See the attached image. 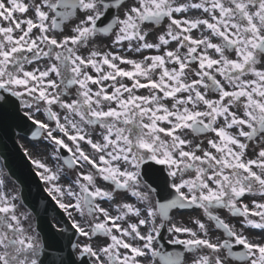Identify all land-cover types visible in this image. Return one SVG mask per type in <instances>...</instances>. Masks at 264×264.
<instances>
[{
	"label": "flooded vegetation",
	"instance_id": "1",
	"mask_svg": "<svg viewBox=\"0 0 264 264\" xmlns=\"http://www.w3.org/2000/svg\"><path fill=\"white\" fill-rule=\"evenodd\" d=\"M62 1L0 0V80L15 83L25 108L31 105L26 83L32 57L39 55L47 43L41 36L74 34L87 29L95 31L93 25L97 17L107 9L102 0H67L65 6ZM56 8L59 17L67 20L62 23V31L56 28ZM161 8L168 10L166 28L161 27L164 21L156 17ZM115 15L117 23L112 36L134 35L140 44L141 35H144L146 40L159 46L160 31L166 32L171 83L173 90L178 92L180 111L188 113L205 108L213 113H224L230 102L239 110L241 125L235 128L239 132L236 140L247 143L264 140L263 135L255 133L259 129L264 132V58L261 60L257 56V53L264 56V52L256 41L259 35H264V0H127L118 7ZM34 24H38V28H34ZM225 33L232 34L231 40L224 36ZM32 36L38 37L33 39ZM131 37L128 39L136 40ZM128 39L120 37L119 47L133 46L126 42ZM57 58H62V53H57ZM257 58L260 65L256 69L252 62ZM213 61L218 62L214 67ZM141 67L145 68V65L141 64ZM140 73L146 72L141 69ZM192 81H200V84L192 87ZM131 93L135 94L134 91ZM141 105L139 102L138 107ZM117 107L121 108L122 115L128 110L122 101ZM213 125L217 130L226 129L228 120L216 118ZM251 131L254 132L250 136L244 133ZM144 157V154L139 156L140 159ZM220 204L219 209L225 217V212L236 206L225 199ZM160 215L156 208L153 216L156 221L163 222ZM188 217L191 222L192 215ZM196 218L199 225L204 220L207 222V209ZM9 222L0 220V264H12L10 257L15 256L9 239L15 236L17 229ZM219 232L215 239L223 252L224 235ZM134 236L137 242L141 241L143 231ZM212 257L214 259L206 260L205 256L190 255L182 264L186 261L188 264L238 262L230 256V260L219 258L215 253ZM157 261L162 264L158 258Z\"/></svg>",
	"mask_w": 264,
	"mask_h": 264
},
{
	"label": "water",
	"instance_id": "2",
	"mask_svg": "<svg viewBox=\"0 0 264 264\" xmlns=\"http://www.w3.org/2000/svg\"><path fill=\"white\" fill-rule=\"evenodd\" d=\"M30 126L20 113L19 104L6 91L0 90V152L6 160V165L12 175L23 186V199L25 203L36 213L38 229L42 233L44 241V255L41 258L42 264H58L55 255L69 254L73 261L75 240L77 238L73 230L68 226L64 215L43 193L41 186L32 174V170L16 144L15 135L17 130L28 131ZM35 188L36 193L31 194ZM43 202L44 207L39 204ZM58 215L66 224L64 232L56 231L51 215ZM72 249V250H71Z\"/></svg>",
	"mask_w": 264,
	"mask_h": 264
},
{
	"label": "rangeland",
	"instance_id": "3",
	"mask_svg": "<svg viewBox=\"0 0 264 264\" xmlns=\"http://www.w3.org/2000/svg\"><path fill=\"white\" fill-rule=\"evenodd\" d=\"M65 34H67V33H65ZM62 35H64V34H62ZM60 36H61V34L59 35V37ZM89 38L91 39L88 42L89 47L84 46V43H83L80 46H78L77 48L69 50L70 53H73V56L71 55V59H70L72 61L68 62V61H66V59L64 60L63 65H61L64 75L56 78V79H58V81L62 80L63 86L61 88H57L55 86L54 81H52L53 84H51V87H52L51 90H53L55 92L54 96H56V94H57L58 98H59L60 96H64V93H66L67 96L65 99L67 101L71 102L70 103L71 105H72V103H80V104H75V106L77 105L79 107H82L83 104L85 106H88L89 104H91L90 98H86L84 101V97H81L80 93H79V91L81 89L85 90L86 92H87V90H86L87 88L90 89V86L87 85V79H86V77L89 75V72H88V70H86L82 67L80 60L82 58L88 59L90 57L89 52H90V49L92 46H95L96 48L101 50L102 55L108 54L109 51L112 54L114 53L113 49H111V47L109 45L103 46V44L100 40L102 39L104 41V39L101 36L89 35ZM85 44H87V43H85ZM129 54H132V51ZM102 55H99V56L101 57ZM164 56H165L164 54L160 55L159 62H157V64H160V65L163 64ZM152 59L155 62L154 56H152ZM52 69H53V71H56V72L60 71V69L56 70L53 67H52ZM75 76H77L76 79L78 80L76 82L75 86H72L71 88L68 87L67 84H68L69 80L74 79ZM84 77L86 79V83L83 84L80 81L83 80ZM44 84H46V81L44 82ZM48 85H50V84H48ZM53 85H54V87H53ZM71 96H73V98H71ZM62 98H64V97H62ZM104 104L105 103L103 101L101 103L99 102L96 104L97 105L96 110H99L102 112V115L99 116L102 119H104V116H105V113H103V111H102V108L105 107ZM89 106L84 108L83 110H80L79 108L75 107V109H78L80 111V114L77 115V118H75L73 115H70L67 112V110L71 109V107L69 109L59 111L58 112V117L60 120L59 122H61L63 119L67 120L68 122L71 123V128L74 131L82 132L83 130H85L86 133L88 135H90L91 139L94 138L96 142L100 143L103 146V139L106 136V134H105L106 129L103 128V122L101 124H94L93 125V120L91 117H90L89 122L87 121V112L89 113V111L93 108L92 106L89 108ZM110 113L113 115L112 128L114 129V122H115V111H114V109H111ZM74 121L76 122L77 127L75 126ZM185 139H186V137L182 138L181 144L183 143V141ZM99 157L102 158L103 155H99ZM66 175L71 176L72 174L67 173ZM74 178L75 179H78V178L81 179V172L76 171L74 173ZM53 182H54V180H53ZM53 186H54L53 187L54 189L56 188L58 190V188L55 185H53ZM55 190H53V191L55 192ZM63 190L64 189H61V191H63ZM80 215H81V218H80L81 221L88 218L85 212H81ZM0 217L1 218H16V219L20 218V220H22V221H23V219H27V220H33L34 219L33 214L31 212H29V210L22 203L17 186L10 181V178L7 175V172L2 170V169H0ZM243 220H244V218L238 219V221L241 222V226L248 229L249 223L245 222Z\"/></svg>",
	"mask_w": 264,
	"mask_h": 264
},
{
	"label": "bare ground",
	"instance_id": "4",
	"mask_svg": "<svg viewBox=\"0 0 264 264\" xmlns=\"http://www.w3.org/2000/svg\"><path fill=\"white\" fill-rule=\"evenodd\" d=\"M131 64H132V63L130 62V63H129V66H130ZM164 73H166V64H165V66L160 70L159 75H162V74H164ZM66 126H67V129H69L70 126H71V124H70L69 122H67Z\"/></svg>",
	"mask_w": 264,
	"mask_h": 264
}]
</instances>
